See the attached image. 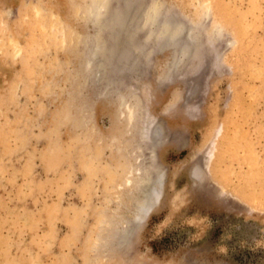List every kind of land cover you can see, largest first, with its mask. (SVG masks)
<instances>
[{"label": "rangeland", "instance_id": "374dc122", "mask_svg": "<svg viewBox=\"0 0 264 264\" xmlns=\"http://www.w3.org/2000/svg\"><path fill=\"white\" fill-rule=\"evenodd\" d=\"M99 1L0 0V264H264V0ZM117 147L165 167L124 239Z\"/></svg>", "mask_w": 264, "mask_h": 264}, {"label": "bare ground", "instance_id": "6f19581e", "mask_svg": "<svg viewBox=\"0 0 264 264\" xmlns=\"http://www.w3.org/2000/svg\"><path fill=\"white\" fill-rule=\"evenodd\" d=\"M89 1V0H88ZM99 0H96L97 3ZM96 2H94L95 7H96ZM88 3V2H86ZM89 4V3H88ZM104 6L103 3L99 4L97 7L99 9H101ZM92 7V6H91ZM97 13V12H96ZM120 15V14H119ZM118 14L112 15L111 17H107L106 20H110L111 21H115L119 23H123L124 20H126L125 18H121ZM123 16V15H122ZM124 17V16H123ZM150 18V17H149ZM93 19V18H92ZM94 21V20H93ZM114 22V23H115ZM149 22V21H148ZM105 23H101L99 25V29L101 30L103 27H105L104 25ZM117 25V23H116ZM121 24H119L118 26L120 27ZM123 25V24H122ZM166 23L164 22L163 27H165ZM108 26V25H107ZM115 27V26H114ZM117 27V26H116ZM122 27V26H121ZM120 27V28H121ZM118 28V27H117ZM104 30V29H103ZM113 30V29H112ZM173 30V29H172ZM53 31V30H52ZM180 31V30H179ZM164 32V31H163ZM169 32V31H168ZM168 32L166 34H168ZM53 33L56 35V33L53 31ZM59 33V32H58ZM111 34V33H110ZM49 35V34H48ZM52 35V34H51ZM54 35V36H55ZM59 35V34H58ZM57 35V36H58ZM98 35V34H97ZM170 35V34H169ZM168 35V36H169ZM61 36H65V34H61ZM91 36V35H90ZM131 36V35H129ZM171 36V35H170ZM188 36V35H187ZM89 36H87L86 38H88ZM176 37V36H175ZM91 38V37H90ZM149 39V38H148ZM186 41V40H185ZM158 42V41H157ZM187 42V41H186ZM96 43V42H95ZM12 45L14 46V43H12ZM179 45V44H178ZM184 46V45H183ZM162 47V46H161ZM14 48H16L14 46ZM100 47L98 45L94 46V49L89 51V55H91L89 60H85L83 63V69H87L90 67H93V60L94 58H96L97 55V51L99 52ZM182 50L179 51V54L183 55H187L186 49L181 48ZM16 52L13 54L14 58H17L20 54V50L18 48L15 49ZM112 50V49H111ZM115 50H113L112 53H114ZM153 51V50H152ZM87 52V51H86ZM85 52V53H86ZM110 52V51H109ZM111 53V54H112ZM150 53V52H149ZM110 54V56H111ZM114 55V54H112ZM115 56V55H114ZM123 56V55H122ZM181 56V57H182ZM189 56V55H188ZM88 57V56H87ZM133 57V56H131ZM180 57V56H179ZM179 57L177 59H179ZM180 57V59H181ZM98 60V59H97ZM95 61V60H94ZM101 61V60H99ZM103 62V61H102ZM176 62V61H174ZM107 63V62H106ZM112 63V62H111ZM129 63V62H127ZM107 65V64H106ZM122 65V64H121ZM96 67L100 70L102 68V64L98 63L96 65ZM133 70V69H132ZM87 71V70H86ZM101 71V70H100ZM96 72V71H95ZM102 72V71H101ZM98 72H97V76H98ZM102 74V73H101ZM97 78V77H96ZM98 79V78H97ZM112 83V82H111ZM113 85V84H112ZM106 87V86H105ZM119 96V95H118ZM124 100V99H123ZM122 103V102H121ZM120 110H118V113H116L115 115V119L113 121V127H114V131L113 134H116L118 132H121V134L125 133L126 130V126L129 122V120H131V116H132V107L122 104L120 105ZM131 110V111H130ZM131 118V119H130ZM84 125V124H82ZM158 128V127H157ZM154 129L153 133L154 135L158 134L161 135L162 134V129ZM117 132V133H116ZM112 133V132H111ZM110 133V134H111ZM112 134V136H113ZM111 136V135H110ZM124 136V135H123ZM157 136V135H156ZM110 138V137H109ZM118 137H111L110 141L116 142V139ZM105 142V140H104ZM122 145V144H120ZM124 145V144H123ZM129 147V146H128ZM128 148L126 147L125 150L123 151L122 148L117 147L114 151H113V160L114 162H116L117 168L121 169L122 165L124 163H127L128 166L127 168L123 171V175H119L117 181L115 182V186L114 188L116 189L117 194L120 193H125L128 194L129 198L127 199V203H124L121 201H118V199L116 198V203L118 204L117 208H121L120 209V214L117 216V219L120 221L121 223V227H122V239H124V236L130 232L132 229H134L135 227L143 224L148 217L150 216V214L156 210L163 199L164 196V190H165V167L163 166H155L156 168L153 171L152 175H145L143 176L142 174L138 173L139 168H137L135 165H133V155H132V151L129 150V152L127 153L126 150ZM132 164V165H131ZM114 165V164H113ZM200 170L198 169V167H192L191 168V175L196 177L199 175ZM122 173V172H121ZM113 188V189H114ZM115 193V194H116ZM114 194V195H115ZM112 195V196H114ZM122 196V194H121ZM125 196V195H123ZM116 210V209H115ZM111 219V218H110ZM105 222L104 223H108V219H104ZM113 221V220H112ZM130 235V234H128ZM126 238V237H125ZM120 240V239H119ZM114 242V241H113ZM112 242V243H113ZM106 252V251H104ZM103 252V253H104Z\"/></svg>", "mask_w": 264, "mask_h": 264}]
</instances>
